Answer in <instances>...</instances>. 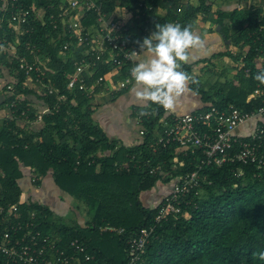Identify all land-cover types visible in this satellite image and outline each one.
Returning <instances> with one entry per match:
<instances>
[{"label": "trees", "instance_id": "trees-1", "mask_svg": "<svg viewBox=\"0 0 264 264\" xmlns=\"http://www.w3.org/2000/svg\"><path fill=\"white\" fill-rule=\"evenodd\" d=\"M98 1L103 14H113L117 9L131 13V21L125 25L129 45L134 46L149 37L157 24L173 22L191 25L194 30L198 17L214 14V23L229 45L211 58L225 57L235 63L241 61L243 66L238 83L227 81L206 89L192 75L200 63L208 60L183 65L182 70L197 81L189 87L204 104L200 110L212 105L221 111L235 108L252 112L263 105L264 84L254 77L264 71V0L215 13H211L208 0H196V6L189 2L182 4L181 0ZM59 4L60 0H18L17 5L29 10L30 16L27 24L16 27L9 22L14 8L10 5L4 8L0 0V45L3 46L0 70H6L11 80L2 88L5 98L0 103V108L10 112V116L0 120V233L6 227L5 214L16 206L12 221H25L34 212L32 230L55 240L56 246L67 254L74 252L70 242L78 240L89 257L86 261L84 255H77L79 264H128L127 242L142 229L152 231L139 264H264L259 258V253L264 252V170L254 166L225 163L220 167H203L200 174L210 184L202 185L200 196L194 200L196 206L182 203L180 214L155 222L158 206L146 207L141 194L151 191L157 182L171 184L193 171L200 157L177 155L174 145L155 152L149 148L157 128L162 129L160 120L164 117L163 108L155 105L153 114L143 118L145 133L138 144L127 146L121 139L107 136L93 120L91 99L76 87L67 89L74 63L86 49L77 47L75 41L59 36V31L53 29L49 15L58 13ZM38 9L44 12L43 21L33 13ZM159 10L164 11L162 16L157 14ZM80 21L86 29L97 27L92 12H85ZM65 42L69 47L62 52ZM26 43L36 47L34 55L25 51ZM8 46L15 48V55L4 53ZM36 57L43 58L44 67L35 61ZM20 59L35 63L44 72L37 92L27 83H35L34 73L31 77L25 75L19 69ZM246 69L248 76L244 73ZM127 70L128 65L121 68L99 65L87 83L107 73L117 83ZM244 76L247 78L243 84ZM8 85H12V91L7 90ZM256 88H261L263 95L248 100ZM127 91L114 93L113 98ZM15 97L17 100L10 107ZM43 106L49 112L36 126V114ZM145 160H149L148 166L141 164ZM122 162L131 164L130 171L115 170L114 165ZM158 165L163 174H148L149 167ZM24 170L30 171L34 189L48 178L55 191L86 206L90 218L84 219L83 224H61L54 220L53 211L46 204L23 201L20 179ZM107 225L122 228L124 232L122 235L101 233L100 227ZM0 264H3L1 256Z\"/></svg>", "mask_w": 264, "mask_h": 264}, {"label": "built area", "instance_id": "built-area-1", "mask_svg": "<svg viewBox=\"0 0 264 264\" xmlns=\"http://www.w3.org/2000/svg\"><path fill=\"white\" fill-rule=\"evenodd\" d=\"M3 2L4 8L8 5L14 8L9 21L11 25L19 27L27 24L29 10L17 5L18 0H3ZM59 6L58 13L49 15L53 29L59 31V36L75 41L77 47L83 46L86 49L74 63L75 70L69 77L67 89L72 90L76 87L87 99H92L97 89L103 87L107 77H110L111 92L130 89L133 85L130 82V69L139 57L134 56L132 52L139 54L140 47L129 45L126 23L120 20L119 10L117 9L113 14H103L98 0H60ZM138 6L141 7L142 4L139 3ZM240 7L241 5H238L236 8ZM147 9L152 10L151 7ZM85 12H92L96 16L97 27L93 30L81 25L80 20ZM33 13L38 20L43 21L44 12L41 9ZM68 47L69 44L65 42L61 51L66 52ZM24 48L31 55L37 52L36 47L30 43H26ZM4 53L13 56L15 48L8 46ZM239 64L240 67L243 66L241 61ZM99 65H112L116 68L128 65V70L126 76L117 83L112 81L110 73L87 83L92 79V72ZM19 69L28 77L34 73L33 84L36 87L42 84L45 75L35 63H25L20 59ZM244 73L248 76L249 70H244ZM7 90L12 91V85H8ZM49 93L51 94L52 90H49ZM262 95L261 88H256L248 95V100L260 98ZM59 99L62 100L63 96ZM16 100L15 97L9 106L13 107ZM48 112L49 108L43 106L36 114L34 123H40L42 116ZM139 112L135 110L134 123L138 128V136L142 138L145 133L142 121L148 116L140 117ZM163 112L164 117L160 120L162 129L157 128L154 141L149 148L155 152L158 148L174 145L177 155H196L200 160L193 171L172 181L170 192L157 204L156 223L168 216L180 214L182 203L196 206L194 200L200 196L202 185L210 184L207 183L206 177L200 174L203 167L212 165L220 167L225 163H235L264 170V103L252 112L235 108L221 111L212 105H208L205 110L197 109L187 113L165 109ZM24 121L28 122L27 119ZM92 163L91 161L89 164ZM141 164L148 166L149 160ZM130 165L129 162H122L116 163L114 167L117 172L130 171ZM148 174H163L161 166L149 167ZM15 212L16 206L10 207L7 211L6 227L0 233V256L3 258V264H79L77 255H84V259L89 260L85 255L84 246L78 240L70 242L69 246L74 252L69 255L56 246L55 240L32 230L35 228L34 212L29 213L25 221H12V217L14 215L16 217ZM25 230L29 231L25 232ZM99 231L117 235H122L124 232L122 228L110 225L100 227ZM151 231V229H142L136 237L128 240V264L142 262Z\"/></svg>", "mask_w": 264, "mask_h": 264}, {"label": "clouds", "instance_id": "clouds-1", "mask_svg": "<svg viewBox=\"0 0 264 264\" xmlns=\"http://www.w3.org/2000/svg\"><path fill=\"white\" fill-rule=\"evenodd\" d=\"M156 30L140 42L141 52H132L140 56L130 69L131 91L136 101L143 105L138 116H151L153 105L168 111L180 106L181 98L192 91L190 84L197 81L183 71V65L191 59L192 50H203L205 42L192 30L191 25L179 23L157 24ZM0 50L3 46L0 45ZM264 84V71L254 77ZM264 260V252L259 253Z\"/></svg>", "mask_w": 264, "mask_h": 264}, {"label": "rangeland", "instance_id": "rangeland-1", "mask_svg": "<svg viewBox=\"0 0 264 264\" xmlns=\"http://www.w3.org/2000/svg\"><path fill=\"white\" fill-rule=\"evenodd\" d=\"M233 8L234 7H232V9ZM214 42L210 43V45H208L210 48L207 49L206 53H203V55H205L204 59H207L208 62L206 64L200 63L195 68L192 75L194 78L198 77L199 80L204 84V87L206 89H209L213 85L214 86L217 85V83H224L227 81L228 82L234 81L235 83H238L240 79L239 63H235L231 59L225 57L220 59L211 58V56L217 53L218 51H225L229 43L224 42L223 40H218L217 43ZM236 52L237 51L235 50L234 53ZM201 56L202 53H198L197 50H192L190 62L195 61L197 57H201ZM35 61L39 63L42 67H44L45 61L43 60L42 57L40 58L36 57ZM259 65L260 63L258 62V66ZM246 78L247 77L244 76L242 80L243 84L246 82ZM10 81L11 80L9 79L8 72L6 70H2V71L0 70V89L2 90L6 82H10ZM28 86L31 87L34 91L36 92L38 91V87L34 86L29 81H28ZM131 89L117 98H113L114 92L109 93L110 95L108 96V98L110 100H108L109 102L107 103V106L100 109L102 110V115H104L107 118L106 119L107 123L111 122L115 130L130 128L134 132H136V126L131 122V120H127L131 106L133 104H136L137 102L134 98ZM187 95L191 103L189 104L191 108L186 110V112L193 111L194 106L202 107V102L199 96H196L193 92H189ZM180 102H185V104L188 105L185 96L181 98ZM130 129L129 130L126 129L124 133L127 135L133 134ZM112 130L113 129H108L107 131L106 129L109 135L112 134L113 132ZM121 137L122 138L125 137L126 139V135L125 136L122 135ZM43 183L47 185L48 179H45ZM49 185H50L48 186L49 189L45 188L44 190H40L38 195H40L39 197L42 201L41 203H45L46 205H49V207H51L55 221H58L59 223L65 225H72L75 222H77L78 224H83L85 221L84 219L88 220L90 218L91 213H87L86 206L79 205L77 201L68 198L67 196L63 195L61 192L55 191V189L52 187L50 182ZM169 186L170 184H162L161 182H157L151 191L144 192L141 194L140 198L142 203L146 207L156 206L163 198ZM31 189L33 193L36 192L37 190L34 189L32 186Z\"/></svg>", "mask_w": 264, "mask_h": 264}, {"label": "crops", "instance_id": "crops-1", "mask_svg": "<svg viewBox=\"0 0 264 264\" xmlns=\"http://www.w3.org/2000/svg\"><path fill=\"white\" fill-rule=\"evenodd\" d=\"M254 1H256V0H246V1H242V0H208V4L212 7L211 8L212 9L211 13H215L218 10H222V11L232 10V7L236 8L238 5H241V6L244 5V6L248 7V5L251 2H254ZM187 2L191 3L194 6L197 5V1L196 0H181L182 4H185ZM118 10H119V14H120V20L123 21L124 23H129L131 21V17H132L131 13L124 12L123 10H120V9H118ZM157 14L159 16H162L164 14V11L163 10H159L157 12ZM215 19H216V16L213 14V15H211L209 17H205L204 16L202 19H201V17H198V19L196 20L195 28H194L193 31L201 36V38L205 42V47H204L203 50H197L198 53H202L201 57H197L195 61H191V62L189 61L188 63H192V62H196L198 60L204 59L205 55H203V53H206L207 49L210 48L208 46V45H210V43H213L214 41H215L214 43H217L218 40H223L224 41L223 36L219 33L220 27L216 26L215 23H214ZM217 29H219V30L217 31ZM140 52H141V49H140ZM220 52H223V51H218L217 53H220ZM217 53H215V54H217ZM215 54H213V55H215ZM142 55L143 54L141 53L140 56H142ZM140 56L138 57V59L140 58ZM109 82H110V77H107L103 87L100 88L96 92V95L91 99L90 103H91V105H92V107L94 109V113H93V116H92L93 120L105 131V133L107 134V136L109 138H119V139H121L123 141V143L125 145L134 146V145H136V144H138L140 142V137L138 136V128H137V126L134 123V116H132V113L134 114V110H136V109L143 108V105L139 104L138 102H136V104H133L131 106V108H130L129 115L127 117V120H131V122L136 126V132H134L130 128H123L122 130H120V129L119 130L118 129L115 130V128L112 126L111 122L107 123V121H106L107 118L104 115H102V110H100L101 108L106 107L107 103L109 102L108 100H110L108 98V96L110 95L109 93H111L110 83ZM27 83H28V81H27ZM130 89H128V90H130ZM2 91L3 90L0 89V103L5 98L4 97V93ZM133 95H134V93H133ZM184 96L187 99L188 105L185 104V102H180V106L175 110V112L187 113L186 110L191 108L189 106V104H191V103L189 101L188 95L186 94ZM134 98H135V95H134ZM111 99H113V98H111ZM202 107H204L203 103H202ZM202 107L194 106V109L197 110V109H200ZM194 109H193V111H194ZM189 112H191V111H189ZM8 116H10V112L6 108L1 107L0 108V120L4 119L5 117H8ZM35 125L37 126V124H35ZM106 129H107V131H108V129H113L112 130L113 132L111 131L112 134L109 135L107 133ZM126 129H128V130L130 129L133 134H131V135L125 134L124 131ZM122 135H124V136L126 135V139H125V137L122 138L121 137ZM30 176H31L30 171L29 170H24L23 177L20 179V186H21L22 191H23L21 199L23 201L30 200V201H40V202H42L40 197H39L40 195H38V194H39L40 190H44L45 188L49 189V187H48V186H50L49 185V181H48L47 185L43 183L36 190V192L33 193L32 189H31V184H30L31 183ZM45 179H48V178H45ZM170 190H171V184H170L169 188L167 189V191L165 192L164 196L166 194H168L170 192ZM47 206L49 207V205H47ZM49 208L51 209V207H49Z\"/></svg>", "mask_w": 264, "mask_h": 264}, {"label": "water", "instance_id": "water-1", "mask_svg": "<svg viewBox=\"0 0 264 264\" xmlns=\"http://www.w3.org/2000/svg\"><path fill=\"white\" fill-rule=\"evenodd\" d=\"M219 29H217V31H218Z\"/></svg>", "mask_w": 264, "mask_h": 264}]
</instances>
